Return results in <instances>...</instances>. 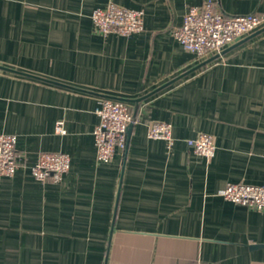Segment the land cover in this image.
<instances>
[{"label":"crops","instance_id":"0c3cea01","mask_svg":"<svg viewBox=\"0 0 264 264\" xmlns=\"http://www.w3.org/2000/svg\"><path fill=\"white\" fill-rule=\"evenodd\" d=\"M224 15L264 0H212ZM204 0H0V134L22 165L0 176V264H264V213L225 200L229 182L264 185V26L197 58L171 28ZM143 11L144 28L102 34L93 9ZM133 114L126 147L96 160L102 98ZM64 132L56 131L57 121ZM169 122L174 142L148 136ZM211 134V158L186 139ZM63 152L61 182L30 173Z\"/></svg>","mask_w":264,"mask_h":264},{"label":"built area","instance_id":"2783aa9c","mask_svg":"<svg viewBox=\"0 0 264 264\" xmlns=\"http://www.w3.org/2000/svg\"><path fill=\"white\" fill-rule=\"evenodd\" d=\"M90 19L102 34L115 33L127 36L144 28L143 11L109 3L92 10ZM264 26V12H252L227 16L216 8L212 0L201 5L189 6L181 25L171 28V35L182 48L197 58L219 54L237 40ZM98 122L92 134L96 160L110 162L117 151L126 146L128 126L134 121L128 104L120 99L104 97L96 107ZM57 132H64L63 122L55 124ZM148 136L162 139L170 147L173 142L172 125L164 121H152ZM16 135L0 134V176L11 177L22 165L21 155L16 151ZM186 145L197 155L211 158L215 143L211 134L200 132L186 139ZM70 168V157L63 152H40L30 173L39 182H61ZM222 197L235 204L247 206L264 213V185L229 182L221 191ZM215 264V263H209Z\"/></svg>","mask_w":264,"mask_h":264},{"label":"water","instance_id":"95a60500","mask_svg":"<svg viewBox=\"0 0 264 264\" xmlns=\"http://www.w3.org/2000/svg\"><path fill=\"white\" fill-rule=\"evenodd\" d=\"M121 100V99H120ZM124 101V100H123ZM130 128H131V124L128 126V131H127V139H128V135H129V132H130ZM126 147V146H125Z\"/></svg>","mask_w":264,"mask_h":264}]
</instances>
